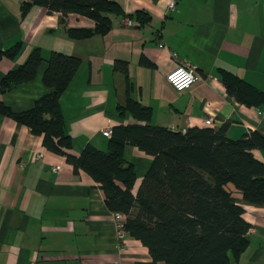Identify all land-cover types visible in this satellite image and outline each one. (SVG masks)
Wrapping results in <instances>:
<instances>
[{"label":"crops","instance_id":"crops-1","mask_svg":"<svg viewBox=\"0 0 264 264\" xmlns=\"http://www.w3.org/2000/svg\"><path fill=\"white\" fill-rule=\"evenodd\" d=\"M20 1L0 0V46L8 49L21 43L14 59H0V80L35 47L44 60L52 50L80 58L60 97L65 129L72 139L69 152L78 155L88 142L105 150L108 137L101 134L103 127L135 121L116 110L125 86L123 73L113 69L116 60L127 62L131 97L151 108L149 124L184 131L227 123L225 135L230 139L250 130L264 135V117L258 114L264 104L238 101L222 80L227 70L264 91V0H115L123 14L109 15L110 31L84 39H71L67 29L92 28L91 19L76 13L62 16L40 5L21 16ZM170 3L174 7L169 9ZM137 10L149 18L142 21V15H134ZM141 57L150 64L140 62ZM44 60L32 81L0 92L3 103L14 111L24 110L46 91L41 80ZM182 62L192 65L199 78L178 92L166 74ZM208 116L212 125L204 124ZM252 153L264 162V150ZM124 158L134 165L136 191L152 158L130 145ZM58 164L61 169L52 171ZM243 206L249 243L231 264H264V207ZM123 240L120 248L113 211L106 207L96 182L83 170L75 172L63 156L48 151L40 135L0 114V264L151 260L138 239L125 233Z\"/></svg>","mask_w":264,"mask_h":264},{"label":"trees","instance_id":"trees-1","mask_svg":"<svg viewBox=\"0 0 264 264\" xmlns=\"http://www.w3.org/2000/svg\"><path fill=\"white\" fill-rule=\"evenodd\" d=\"M33 5L62 16L76 13L91 19L92 28H68L71 39L105 35L112 27L110 14L122 15L115 0H21V16ZM135 16L149 17L137 10ZM62 21V20H61ZM21 49L17 42L0 46V59H14ZM41 49L33 48L26 60L0 80V92L32 81L43 62ZM42 74L46 91L24 110L14 111L0 99V114L27 126L41 136L42 145L64 157L75 172L83 170L101 189L106 207L125 216L123 230L138 239L151 260L143 264H231L247 248L250 227L243 218V204L264 207V162L252 150H264V135L255 130L236 139L219 127L192 126L184 131L149 124L151 108L131 97L133 84L126 61L116 60L115 71L124 75L123 102L116 110L135 120L112 126L105 150L90 142L75 155L69 152L60 97L75 75L79 57L52 50ZM140 62H150L141 57ZM227 92L247 105L264 104V91L222 72ZM135 146L151 156V164L138 188L135 168L124 158L126 146ZM240 195V199L236 196Z\"/></svg>","mask_w":264,"mask_h":264},{"label":"built area","instance_id":"built-area-1","mask_svg":"<svg viewBox=\"0 0 264 264\" xmlns=\"http://www.w3.org/2000/svg\"><path fill=\"white\" fill-rule=\"evenodd\" d=\"M174 7V3L169 4V9ZM125 23L127 25H130L132 23V20L130 18H127L125 20ZM172 57H176V54L173 53ZM199 78L198 74L195 71V68L190 65L188 62H182L180 64H177L175 67H173L171 70H169L166 74V80L168 84L176 91L180 92L187 88H189L197 79ZM258 114L260 116L264 117V108L260 109L258 111ZM204 124L205 125H212L213 120L211 116L204 118ZM101 134L104 137H110L111 136V130L110 127H103L101 129ZM39 157L40 154H37ZM61 169V165H54L52 167V171L58 172ZM114 220L117 223V240L119 242V247L123 248L124 245V237L125 232L123 230V224L125 222V216L124 214L120 212H113Z\"/></svg>","mask_w":264,"mask_h":264}]
</instances>
